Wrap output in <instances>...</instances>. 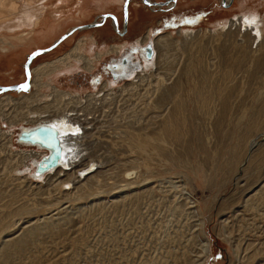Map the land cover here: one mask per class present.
<instances>
[{"label": "rangeland", "instance_id": "1", "mask_svg": "<svg viewBox=\"0 0 264 264\" xmlns=\"http://www.w3.org/2000/svg\"><path fill=\"white\" fill-rule=\"evenodd\" d=\"M123 1L81 0L84 5L80 7L77 0H45L46 12L40 19L44 22L35 30L0 27V86L23 82L27 54L47 47L74 27L57 44L31 58L28 89L0 92V98L19 99L34 92L32 69L63 57L77 43H81V55L102 54L94 68L88 71L71 58L59 64L58 71L44 76L43 82L80 96L81 105L90 93H110L105 99L108 105L101 108L90 100L91 113L101 121L95 123L90 138L79 134L85 150L79 152L72 172L46 174L39 181L31 179L30 161L15 152L42 150L19 144L20 125L9 127L0 117V127L12 133L9 151L0 144V219L4 223L0 264H264V138L253 150L248 149L264 127V0H224L226 5L220 0H152L165 1L157 5L127 0L125 22ZM26 2L18 1L17 15L36 5ZM255 11L262 19L258 21L262 38L256 41L253 34L226 22ZM109 13L115 16L119 32ZM89 22L94 24L86 26ZM184 31L197 33L186 35ZM166 33L173 40L166 53L171 70L166 73L177 78L181 87V139L178 143L169 140L166 153L151 148L158 144H147L141 152L132 148L129 137L118 138L123 136L118 133L123 128L115 127L117 121L128 122L143 139L166 134L163 128L159 130V121L166 116L165 103L163 108L147 105L155 94L147 93L155 86V68L145 71L146 81H136L135 92H123L127 80L118 75L125 69L123 58L132 63L146 44L153 46L154 38ZM139 36L149 40L136 44ZM112 46L123 48L118 53L108 51ZM203 67L211 76L210 82L205 79L210 85L199 88ZM226 74L223 89L229 94L228 108L218 126L221 99L213 94L210 102L203 103L199 95L205 88L208 93L224 85ZM113 79L115 85L104 87ZM51 91L50 86L40 88L47 100ZM91 159L97 169L89 182L78 163L85 166ZM23 160L30 167L13 170ZM131 171L129 178L126 172ZM58 179L65 181L56 187ZM23 203L34 208L14 215L12 211ZM22 238V249H5ZM206 243L210 251L205 250Z\"/></svg>", "mask_w": 264, "mask_h": 264}, {"label": "bare ground", "instance_id": "2", "mask_svg": "<svg viewBox=\"0 0 264 264\" xmlns=\"http://www.w3.org/2000/svg\"><path fill=\"white\" fill-rule=\"evenodd\" d=\"M18 1L20 2V0H0V23H1L0 27H3V29H5V30H8V29L14 30L15 28L18 29L19 27H22V26H29L30 29L35 30L37 25L40 24V22H44V20H40V19H41V16L43 15V13L45 11V4H44L45 0L44 1L43 0H27L26 4L34 1V2H36V5H32V6H29L28 8H25L24 12L21 16L17 15L19 12L18 4H17ZM115 1H117V0H115ZM225 1H227V0H225ZM77 3L80 7H82L84 5V4H81L82 3L81 0H77ZM152 5H155V4H152ZM259 20H260V22L262 21L261 17L257 14V11H255V12L249 13V15H235L233 18H230V20L226 21V22H229L230 25H232V26L238 25L240 31H245V32H248L250 34H253L254 35L253 41H256L257 39L262 38V30L259 27V23H258ZM53 27H54V25L50 24V28H53ZM253 32L256 33V35ZM179 33H182V32H179ZM196 33H197V31L196 32H193V31H186L185 32L184 31V34H186V35L196 34ZM141 39H142L141 37H140V39L136 38L135 39L136 44L141 45L142 43H145L146 41L149 40L148 38H146V36H144L142 40ZM172 42H173V40L171 39L169 33L155 37L153 42H152L153 46L149 45V49H150V50L148 49L149 55L146 54L147 51L145 48L144 51H142L143 53L140 54L141 55L140 57L138 54L136 59H133L131 61L132 63H129L128 67L125 68L126 69L125 73L122 75L123 77H125L127 82H126L125 86L123 87V90H122V88H121V90L123 92H124V90L131 92V90L134 89L133 92H135V88L137 85L136 83L138 82L137 80H139V82H141L142 79L144 78L143 75L145 74V71L147 69L151 70V68H155L154 71L156 74L154 73V75H155L154 76L155 77L154 78V84L152 83L155 86L152 87L153 90L148 89V91H147L148 94H149V91L151 93L154 92L155 94L152 95L150 98L148 96V98L150 99V100L149 99L148 100H149V103L151 105L150 104H147V105L149 107L151 106L154 108H156V107L157 108H160V107L163 108L164 103L166 105L165 106L166 107L165 108L166 116L164 117V115H163L164 119L159 121L161 123L160 124L161 128L159 130L163 131L162 130V128H163L164 131L166 132V134L160 133L161 135L159 137L147 136V139H146V135H145V138L143 139L138 135V133H136V132L134 133L132 131L133 128L131 127V125L128 122H122L124 124H120V122L117 121L118 124L115 128H119V126H121L123 128L122 130H119V132H118V133H122L123 136L118 135L119 137L118 136L117 137L118 138L129 137L131 140V143L133 144L132 148L139 150L141 152L146 150L147 144H152V145L158 144L157 146H153L151 148L156 149V150L161 149V151H162L161 153H164V151L166 150L165 146L167 143H169V140H171V141L176 140L178 143L179 142L178 140L181 139V137H180V135L182 134V132H181L182 131V128H181V115H182L181 112H182V110H181V99H180L181 94L178 93L180 91L181 87H180V83H179L177 78H172L171 75H169V73H166V72H168L169 69L171 70V68H168V63H167L168 57H167L166 53H167V50L170 51V48L168 47V45L172 44ZM255 43H257V42H255ZM80 44L81 43H77L75 46H73L67 53H65V55L63 57H58L57 59H55L53 61L44 62V63H42V64H40V65H38L32 69L33 79L31 81V83L35 87L34 92H32L29 95L28 94L23 95L19 99H12L13 97L11 98L10 96H7L6 98H0V117H2V119H4V120H7L9 127L12 125H16V124L20 125V129H19L18 135H17V142L19 144H23L22 145L23 147L35 146V147L42 150L41 153H38V150H35V149L25 151V152H18V153L15 152L16 156L17 155L21 156V157L25 156V160L30 161L33 168L30 169L29 173L31 174V177H32L31 179L33 181H39L40 179H43V177L46 174H48L47 177H51L52 175L57 176L58 173L65 175L67 173H70L69 171L72 172V170H71L73 168L72 164H74L77 161L78 157L80 156L79 152L82 151V149H84V148H82L83 146L81 147V145L84 141H83L82 136L79 134H81L83 132L82 134H84L85 136L90 138L91 135L94 134L93 129H95V127H94L95 123H98V124L100 123L99 121H97V120H100V117L96 118L97 115L91 113V109L89 107L90 100H93V102L95 100L97 104H100V105H97V107L101 108L102 106H104L106 104L105 103L106 96L110 94L109 92L108 93L104 92L102 89H101V91H103V92H101L102 95H100V94L97 95L96 94L97 92L93 93V94L90 93V94L86 95L87 102L85 104L81 105L80 96L75 95V94H71L68 91L66 92V91L60 90L53 85H49V83L43 82L42 78L44 76L50 75L51 73H55L56 71H58L59 64H63V63L66 64L67 61L71 58H76L77 61L83 65V68H85L88 71H90L94 68L95 63L98 61L97 59H99V57L102 54L98 52L92 58H89L86 55H81L80 52L78 53V51L80 49ZM121 48H123V47L121 46V47H118V49H117V48L112 46V47H110V49L108 51H114V52L118 53ZM152 55H153V57H152ZM158 59L161 60V63H159V65H158V62H159ZM122 60L124 63L127 61V58L125 57ZM169 64H172V63L170 62ZM229 69H231V68H229ZM201 70L203 71V73L202 74L200 73L201 74L200 75L201 80H200V83L198 84L200 86L199 88H201L202 86L203 87L207 86L209 83L206 84L207 81L205 79H208L209 77H211L207 73V71H205L204 67L201 68ZM29 71H31L30 68H29ZM152 73L153 72H151L149 74L146 73V76H147V74L150 75ZM172 73H170V74H172ZM55 75H57V74H55ZM228 76H229L228 74L223 75V81H224V79L228 78ZM145 78H144V80H145ZM202 78L206 82L205 81L203 82ZM129 79H131V80H129ZM151 79H152V77H151ZM115 81L116 80H108L107 82H105L104 87H106V85H109V86H111L113 84L115 85V83H114ZM168 81H170V82H168ZM208 81H209V79H208ZM29 84H30V80H29ZM148 84H150V83H148ZM221 84L219 83V85H221ZM225 84H227V83L225 82L224 85H221L219 87L217 85L218 89L216 88V91L214 90V92L213 91L209 92L207 89V91H208V93H207V92H205L206 88L203 89V91L205 90L204 92L200 91V89L197 90V92L200 91L199 96H201V100L203 103H208V101L210 102L209 99L213 96V94H215V95L217 94V96L221 99L222 107L220 106L221 108L219 110V114H220L219 117L220 118H219V120H216L218 122V124H217L218 126L220 125L219 122H222L221 121L222 117H223L222 115L225 113V111L228 108V95L229 94L227 95L225 93L226 91L223 89L226 86ZM213 85H214V83H213ZM49 86L51 87L52 91L50 93L51 98L49 97L50 100L49 99L47 100L46 95L40 92V88L41 87H47L48 88ZM210 89H211V86H210L209 90ZM219 90H221V91H219ZM122 91H120V92L122 93ZM136 91H137V89H136ZM138 91H140V89ZM145 92H146V89H145ZM47 95H49V94H47ZM146 95L147 94H145L144 96L147 97ZM116 96H118V95H116ZM42 98H44L46 101L42 102ZM111 98H113V97H111ZM40 100H41V102H40ZM145 100H147V99H145ZM146 102H148V101H146ZM212 102H214V101H212ZM91 103H92V101H91ZM217 103H218V101H217ZM217 103H215V104H217ZM106 105H108V103ZM147 105H146V107H147ZM169 106H170V108H169ZM133 107H131V111H132ZM93 108L96 109V106ZM148 109H151V108H148ZM99 110H101V109H99ZM120 110H119V113H120ZM129 110H130V108H129ZM145 110H143V111H145ZM123 111H126V110L123 109ZM143 111H141V112H143ZM207 111H208V113L212 112V110H211V112H209L210 109H207ZM131 113L132 112H130V114ZM104 114L106 115V113H104ZM130 114H129V116H130ZM123 115H124V113H123ZM125 115L127 117L128 113H125ZM101 116H102V114H101ZM120 116H122V114ZM120 116H117V117L121 118ZM117 117H115L113 119H116ZM124 117H122V118H124ZM103 123L104 122H102V124ZM113 123L114 122H112V124ZM37 125H47L46 127H51L53 129H55L56 138L58 140V146H59V151H60V158L58 159V162L56 163V165H54V164L47 165V164H44L45 161H43L42 162V164L44 165L43 168H38V166H37L40 158L49 152L50 144H47V143H50L49 141H51V137H52V133H51L50 129L46 128L45 131H43V132L41 131L39 133L40 135L38 136V138L41 139L42 141H44L48 146L40 144L39 141H37V140L30 142L27 140H22L20 137L18 138V136L22 132L24 133L26 131H29L30 129H33V127H35ZM97 126H99V125H97ZM111 126H113V125H111ZM115 128L113 129V131L116 130ZM130 128H132V129H130ZM110 129H112V128H110ZM110 129H109V131H111ZM91 130H92V132H91ZM7 132L8 131L3 130L0 127V140H2L0 144L2 146H5V150L9 149V144L11 143V140H12V133L8 134ZM101 135H102V133H101ZM104 136H107V135H104ZM112 136L114 137V134H112ZM113 137H111V138L109 137L110 140ZM80 138H82V140H80ZM263 138H264V127H263V130L261 131L260 134H258L257 136H255L254 138L251 139L248 149L253 150L254 147H256L258 145V143L261 141V139H263ZM96 140L99 141L100 139H96ZM80 141H83V142L81 144H79ZM91 141H92V138H91ZM92 142H94V141H92ZM86 143H87V141H86ZM90 144H92V143H90ZM79 145H80L81 149H80ZM128 145H131V144L128 143ZM161 145H163V146L161 147ZM85 147H86V149L88 148L86 146V144H85ZM149 147L150 146H148L147 149ZM2 148L3 147H1V151H2ZM168 150H169V148H168ZM174 150L176 151L177 149H174ZM165 153H166V151H165ZM176 153H178V152L176 151ZM168 154L171 155L172 153L171 154L168 153ZM173 155H175V154H173ZM249 155H248V157H245V163L248 162V159L250 157ZM166 156H168V155H166ZM175 157H177V156H175ZM17 159L18 158H16V163H18ZM19 159H20V157H19ZM25 160H23V162L18 166L15 163L13 170H18V169L20 170V168H23V169L29 168L30 163L26 166L24 164ZM78 165L82 168L84 167V169H82V171L85 172L84 177L87 175L85 177L86 181L90 182L92 178L96 177V174H94L93 171L96 170L97 168H96L95 162H93L92 159L85 166H83V165L81 166V164H79V163H78ZM11 167H13V166H11ZM68 169H69V171H68ZM78 170H81V169H78ZM76 172H77V170H76ZM132 173H133L132 171L126 172V175L129 177ZM58 177H56L55 181L57 180ZM63 181H65V180L58 179V181L56 183H54L55 184L54 186H56L57 184L61 185V183ZM49 184H51V183H49ZM52 184H53V182H52ZM263 188H264V186L262 187V189ZM253 196H255V195H253ZM248 200L250 201V199H248ZM29 206L30 205H26L23 203V205L18 206L16 209H14V211H12V213L14 215L21 214V213H25V212L29 211V209L31 210L32 208H34V207L30 208L31 206L30 207ZM2 219L3 218L0 219V229L4 225ZM24 240L25 239L22 238V239H19L18 241L16 240L12 244H9V245L7 244L5 249L8 250V249H10V247H13L16 250H20L24 247V242H25ZM208 244L206 243V245H205L206 251H208L210 248V247H208ZM203 251H204V249H203ZM6 252H8V251H6ZM5 254H7V253H5ZM205 255H206V253H205ZM251 256H252V253H251ZM251 256H249V257H251ZM185 263H183V264H185Z\"/></svg>", "mask_w": 264, "mask_h": 264}, {"label": "water", "instance_id": "3", "mask_svg": "<svg viewBox=\"0 0 264 264\" xmlns=\"http://www.w3.org/2000/svg\"><path fill=\"white\" fill-rule=\"evenodd\" d=\"M174 1V0H172ZM221 4L226 5V2L224 0H220ZM230 1V0H228ZM142 2L146 3V4H158V3H164L165 1H152V0H142ZM157 2V3H156ZM126 3L127 0L123 1V6H122V10H123V21L125 22L126 19ZM107 14V13H106ZM104 15V14H103ZM109 15L112 17L113 21H114V29L118 31L117 27H116V19L115 16L111 13H109ZM91 24H94L93 22H89L86 24V26H90ZM74 27H72L71 29L65 31L64 33H62L61 35H59L57 38H55L47 47L44 48H36L34 49L32 52L27 54L26 60L23 63V69H24V81L21 83H17V84H12V85H5V86H0V92H4V91H9V90H22L25 91L28 86H29V80H30V71H29V62L31 60V58L42 51H45L49 48H51L52 46H54L55 44H57L62 38H64L70 31L73 30ZM149 44H146V54L149 55ZM150 50V49H149ZM47 125H37L35 127H33V129H30L29 131L26 132H22L18 138L20 137L22 140H27L30 142L33 141H39L40 144L48 146L47 144H50V148H49V152L42 156L40 158V160L38 161V168H43V164L42 162L45 161L44 164H54L56 165V163L58 162V159L60 158V151H59V146H58V140L56 138V133H55V129L51 128V127H46ZM50 129L51 133H52V137H51V141H49L50 143H45L44 141H42L41 139L38 138V136L40 135L39 133L42 131H45V129Z\"/></svg>", "mask_w": 264, "mask_h": 264}, {"label": "flooded vegetation", "instance_id": "4", "mask_svg": "<svg viewBox=\"0 0 264 264\" xmlns=\"http://www.w3.org/2000/svg\"><path fill=\"white\" fill-rule=\"evenodd\" d=\"M139 37H141V36H139ZM138 38V37H137ZM146 46V45H145ZM145 48V47H144ZM143 52H140V54H142ZM139 54V55H140ZM127 58V57H126ZM129 63H130V61L127 59V61L126 62H124V65L123 66H125V68L126 67H128V65H129ZM124 70H126V69H123V72H121L118 76L120 77V76H122L124 73H125V71ZM113 80H115V79H113Z\"/></svg>", "mask_w": 264, "mask_h": 264}]
</instances>
